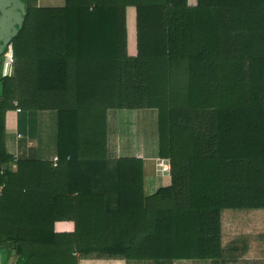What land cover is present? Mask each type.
Masks as SVG:
<instances>
[{
  "label": "trees",
  "instance_id": "16d2710c",
  "mask_svg": "<svg viewBox=\"0 0 264 264\" xmlns=\"http://www.w3.org/2000/svg\"><path fill=\"white\" fill-rule=\"evenodd\" d=\"M22 1L0 62L4 264L219 255L223 213L264 208V0ZM13 108L57 110V165L7 153ZM110 108L158 109L169 185L146 195L143 160L108 157Z\"/></svg>",
  "mask_w": 264,
  "mask_h": 264
},
{
  "label": "crops",
  "instance_id": "0c3cea01",
  "mask_svg": "<svg viewBox=\"0 0 264 264\" xmlns=\"http://www.w3.org/2000/svg\"><path fill=\"white\" fill-rule=\"evenodd\" d=\"M53 1L56 0H37L36 4L38 6H61L64 4L61 2L54 4ZM143 109L148 108L108 109L107 123L109 125L110 118L117 116L120 134H116L112 142L107 127V155L112 159L118 157L142 159L144 162V192L146 195H152L158 188L171 183L170 162L168 159L159 157L158 134L154 136L143 132V142L139 147H129L121 143L122 137L132 133L137 128H133V123L127 127L121 122V119L131 120L140 117L144 115L141 112ZM57 138L58 113L56 109L13 108L7 111L5 147L7 153L14 158L20 156L34 157L54 164V159L58 153ZM110 146H112L111 151L109 150ZM160 161L163 162L164 169H160ZM259 212H262L260 215L264 216V208L247 211H225L223 213L219 255L209 258L174 259L165 264H264V219L253 218ZM226 216L228 217L226 218ZM74 224L72 220L60 223L63 229L69 231L73 230ZM73 255L76 256V264H158L151 259L97 258L92 256L80 258L77 252H74Z\"/></svg>",
  "mask_w": 264,
  "mask_h": 264
},
{
  "label": "rangeland",
  "instance_id": "374dc122",
  "mask_svg": "<svg viewBox=\"0 0 264 264\" xmlns=\"http://www.w3.org/2000/svg\"><path fill=\"white\" fill-rule=\"evenodd\" d=\"M65 0H56L54 4H60V2L63 4ZM134 12L132 9H129L128 14V23H129V51L131 54H135L136 48H135V27H134ZM138 113V111H136ZM144 113V115L140 117L133 118L131 120H128L127 118H122L121 122L125 124L127 127H130V124L133 123V128L137 127L135 131L132 133L126 135L125 137H122V144L127 145L129 147H139L142 145L143 142V132L147 133L149 135L156 136L158 134V109L157 108H148L143 109L141 111ZM140 112V113H141ZM117 116L116 118H110L108 130L110 133L108 134L110 136V140L113 142L114 138L117 135L120 134L118 130V122H117ZM121 118V117H120ZM119 118V122H120ZM120 138V137H119ZM109 139V137H108ZM109 150H112V146L109 147ZM160 169H164V164L162 162H159ZM160 171V170H159ZM262 212H259V214L253 216L254 219H264ZM259 215V216H258ZM228 216H226L227 218Z\"/></svg>",
  "mask_w": 264,
  "mask_h": 264
},
{
  "label": "water",
  "instance_id": "95a60500",
  "mask_svg": "<svg viewBox=\"0 0 264 264\" xmlns=\"http://www.w3.org/2000/svg\"><path fill=\"white\" fill-rule=\"evenodd\" d=\"M26 5L22 0H0V62L4 48L10 44L12 38L21 30L26 18ZM12 70V66L4 64L3 69ZM2 161L0 156V168ZM6 254L0 249V264H4Z\"/></svg>",
  "mask_w": 264,
  "mask_h": 264
},
{
  "label": "built area",
  "instance_id": "2783aa9c",
  "mask_svg": "<svg viewBox=\"0 0 264 264\" xmlns=\"http://www.w3.org/2000/svg\"><path fill=\"white\" fill-rule=\"evenodd\" d=\"M57 162H58V156L55 157V159H54V165H57ZM160 162H162V161H160ZM13 167H16V164L15 163L13 164Z\"/></svg>",
  "mask_w": 264,
  "mask_h": 264
}]
</instances>
